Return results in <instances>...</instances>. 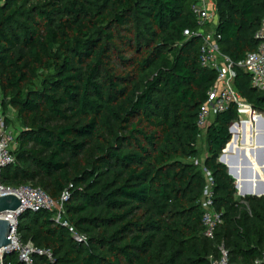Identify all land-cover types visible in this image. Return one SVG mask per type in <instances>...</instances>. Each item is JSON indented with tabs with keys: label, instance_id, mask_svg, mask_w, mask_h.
Returning <instances> with one entry per match:
<instances>
[{
	"label": "trees",
	"instance_id": "obj_1",
	"mask_svg": "<svg viewBox=\"0 0 264 264\" xmlns=\"http://www.w3.org/2000/svg\"><path fill=\"white\" fill-rule=\"evenodd\" d=\"M194 2L0 0V93L18 125L0 181L52 199L68 190L65 220L87 239L47 211L23 212L21 243L53 257L32 264H212L221 243L230 264H264V197H246L264 182V93L238 67L256 49L264 0H213L219 53L259 113L247 109L242 136L235 105L196 125L217 74L199 65L201 39L184 35L198 31ZM205 173L222 219L213 240L202 236Z\"/></svg>",
	"mask_w": 264,
	"mask_h": 264
},
{
	"label": "built area",
	"instance_id": "obj_2",
	"mask_svg": "<svg viewBox=\"0 0 264 264\" xmlns=\"http://www.w3.org/2000/svg\"><path fill=\"white\" fill-rule=\"evenodd\" d=\"M1 4V3H0ZM190 11L198 25V31L190 34L184 33L186 37L197 36L201 39L198 61L201 68L216 72V81L207 93V102L200 107L197 127L202 131L208 124L211 117L218 113H223L230 106L237 107L238 120L241 118L242 109L250 107L236 92L233 86L234 74L232 65L228 58L219 53L217 46L218 37L215 35L214 27L216 22L215 5L213 0H195ZM213 25V29L209 27ZM254 40L256 49L248 53L245 59L238 64L250 78L252 89L264 93V20L261 21L257 29ZM259 114V113H258ZM261 115V114H260ZM15 145V135L6 124L4 112V97L0 93V174L2 171L15 163L11 150ZM207 174V173H206ZM207 186L202 199L203 214L201 217L202 236L205 239L213 240L216 230L222 224L221 214L216 212L212 201V181L207 174ZM15 195L21 202V208L31 213L47 211L52 215V220L56 225L67 228L75 242L85 243L87 239L80 235L65 220V205L69 200V191L61 193L58 199H52L44 190L32 186H23L18 189L5 187L0 181V197ZM24 211L14 213L7 212L0 215L1 219L9 220L13 227L9 237L11 244L5 250V255L16 254L22 264H32L33 256L46 257L52 262V254L49 250L37 249L32 244L23 245L16 234L17 218ZM218 259L212 264H230V254L224 243L218 246Z\"/></svg>",
	"mask_w": 264,
	"mask_h": 264
},
{
	"label": "water",
	"instance_id": "obj_3",
	"mask_svg": "<svg viewBox=\"0 0 264 264\" xmlns=\"http://www.w3.org/2000/svg\"><path fill=\"white\" fill-rule=\"evenodd\" d=\"M262 119H264V116H262ZM230 134L232 135L231 127H230ZM260 139H262V137ZM261 143H264V139H262ZM222 156L223 155L219 157L218 162L219 164L227 168V166L222 162ZM235 188L237 190V184H235ZM246 197H255V198L264 197V182L258 183V187L255 193L249 194ZM22 210L24 212H30L28 210H24L21 208V202L15 195H6L0 197V215L7 212L14 213ZM12 227L13 225L9 220L0 218V264H2L3 258L5 256L6 248L9 247V245L11 244L9 237L11 235Z\"/></svg>",
	"mask_w": 264,
	"mask_h": 264
},
{
	"label": "rangeland",
	"instance_id": "obj_4",
	"mask_svg": "<svg viewBox=\"0 0 264 264\" xmlns=\"http://www.w3.org/2000/svg\"><path fill=\"white\" fill-rule=\"evenodd\" d=\"M209 29H213V25H211L210 27H209ZM247 109L248 110H250L249 109V107H244L243 109H242V123H243V126L241 125V129H240V133H241V136L244 134L243 133V130H244V127H245V124H246V114H247ZM8 116H9V118L11 119V120H13V119H15V114L11 111V110H9V112H8ZM213 120V117H211L210 118V122ZM235 122H237V121H235ZM12 131H13V133H14V135H16V132L18 131V125L15 123V122H13L12 123V125L9 127ZM204 132H203V134L201 135V138L199 139V141H198V146H199V148H200V150H201V154L203 153V151H204ZM231 139H232V135H231ZM231 141V140H230ZM244 142V141H243ZM198 164H200L201 166H202V160H201V157H200V159H199V161H198ZM205 176H206V178H208L207 177V174L205 173ZM237 191V190H236ZM236 197H237V195H236ZM237 199H239V198H237ZM241 199V203H242V205H246V202L243 200V198H240ZM239 199V200H240Z\"/></svg>",
	"mask_w": 264,
	"mask_h": 264
},
{
	"label": "crops",
	"instance_id": "obj_5",
	"mask_svg": "<svg viewBox=\"0 0 264 264\" xmlns=\"http://www.w3.org/2000/svg\"><path fill=\"white\" fill-rule=\"evenodd\" d=\"M199 149H200V148H199ZM205 157H206V152H205V145H204V151H203V153L201 154L202 165H203V162H204Z\"/></svg>",
	"mask_w": 264,
	"mask_h": 264
},
{
	"label": "bare ground",
	"instance_id": "obj_6",
	"mask_svg": "<svg viewBox=\"0 0 264 264\" xmlns=\"http://www.w3.org/2000/svg\"><path fill=\"white\" fill-rule=\"evenodd\" d=\"M240 121H241V125L243 126V123H242V114H241V118H240Z\"/></svg>",
	"mask_w": 264,
	"mask_h": 264
}]
</instances>
